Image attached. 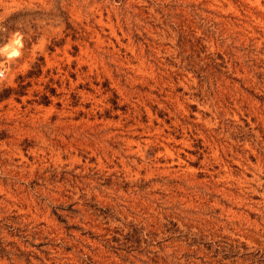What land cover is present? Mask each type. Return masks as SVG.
<instances>
[{
    "label": "rangeland",
    "instance_id": "obj_1",
    "mask_svg": "<svg viewBox=\"0 0 264 264\" xmlns=\"http://www.w3.org/2000/svg\"><path fill=\"white\" fill-rule=\"evenodd\" d=\"M0 264H264V0H0Z\"/></svg>",
    "mask_w": 264,
    "mask_h": 264
}]
</instances>
